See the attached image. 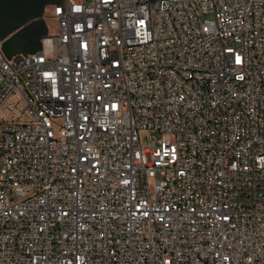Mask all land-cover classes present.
<instances>
[{
  "label": "built area",
  "instance_id": "obj_1",
  "mask_svg": "<svg viewBox=\"0 0 264 264\" xmlns=\"http://www.w3.org/2000/svg\"><path fill=\"white\" fill-rule=\"evenodd\" d=\"M52 6L0 50V264H264V0Z\"/></svg>",
  "mask_w": 264,
  "mask_h": 264
},
{
  "label": "water",
  "instance_id": "obj_2",
  "mask_svg": "<svg viewBox=\"0 0 264 264\" xmlns=\"http://www.w3.org/2000/svg\"><path fill=\"white\" fill-rule=\"evenodd\" d=\"M62 0H0V50L6 59L40 50L47 35L43 14Z\"/></svg>",
  "mask_w": 264,
  "mask_h": 264
},
{
  "label": "rangeland",
  "instance_id": "obj_3",
  "mask_svg": "<svg viewBox=\"0 0 264 264\" xmlns=\"http://www.w3.org/2000/svg\"><path fill=\"white\" fill-rule=\"evenodd\" d=\"M52 11H53V6H47L45 9V12L43 14V20L45 22V25L47 26V30L49 35H54L57 31V27H58V21L57 19L52 17ZM17 102V99L12 100V103L15 105ZM24 110V104L20 103L19 105L16 106V109L14 110H7V109H3L0 111V117L5 119V120H17V118H21L22 116H20V113ZM20 122H24L27 121V118L25 116H23L20 120ZM152 136L155 137L154 133L151 134H147L146 132H141L140 133V139H141V143L144 146L148 145V137ZM151 188H153V182L150 183Z\"/></svg>",
  "mask_w": 264,
  "mask_h": 264
}]
</instances>
